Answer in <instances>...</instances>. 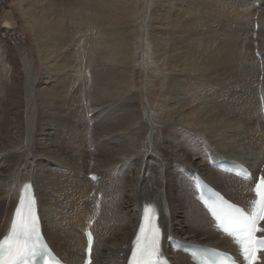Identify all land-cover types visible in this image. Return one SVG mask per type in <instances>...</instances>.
Wrapping results in <instances>:
<instances>
[{
    "label": "bare ground",
    "instance_id": "1",
    "mask_svg": "<svg viewBox=\"0 0 264 264\" xmlns=\"http://www.w3.org/2000/svg\"><path fill=\"white\" fill-rule=\"evenodd\" d=\"M259 1L264 2V0ZM4 2L5 0H0V20L3 22L0 27L9 31L13 23L10 14L4 11ZM224 2L227 4V0L154 1L152 11H149L146 17L145 27L147 39L151 43L155 58L154 65L165 73L167 82L164 85L165 92L161 94V96L167 97L161 101L158 115L170 117L176 113H184L183 107L188 104L186 101L178 104L176 108H169L168 104L171 99L168 98L173 96L170 90L174 87L189 86L191 84L190 79H194L192 77H200L196 83L198 89L195 90L198 91L200 97L198 98L199 101H196H209V106H197L195 104L192 106L193 111L189 113L190 118L188 120L183 119L182 124L173 123L163 126L161 134L164 139L161 151L165 157L153 158L150 154L151 156L141 158L140 161L139 158H136V152L139 151V144L145 143L147 139L148 123L144 122L145 117L142 110L131 108L133 104L131 89L134 82L129 70L130 67H133L132 62L135 55L137 0H20V7L33 31L41 56L55 59L56 55L59 57L61 55L63 62L61 67L63 69L69 68L70 71H74V68L78 67L77 69L81 70V73L84 71V73L82 75L70 73L67 77L66 74H62L61 77L54 73L56 71L47 70L45 76L41 80H37L35 78L36 69L30 62L26 50L20 47L19 52L27 75L25 83L22 84L23 80L17 71L16 63L8 59H1L0 194H4L6 198L10 196V200L7 202L2 200L3 198L0 196V236L5 234L8 229L22 184L30 182L37 198L41 228L50 245L64 261L68 263L80 261L82 258L80 251L85 238L83 234L74 235L76 232L74 233L75 230L72 231L73 228L67 230L66 233L63 232V228L57 223L56 214L53 213L56 211V201L49 196L54 187L67 191L69 188L65 187L75 186V188L78 187L77 195L83 197L85 196V188L79 187V181L69 182L68 179L60 180L61 182L54 186L53 183L55 182L51 180L52 178L40 174L37 165L42 164V162L48 164L54 160L53 165L71 167L70 170L83 168L84 161L76 160L71 149L64 159L60 160V163H58L59 161L55 162L58 155L53 153L54 150L48 149V146L54 147L51 137L56 124H73L71 126L74 127L69 131L73 139L77 135L76 132L82 131L80 128L84 129L87 124L93 123L95 129L100 130L99 136L105 143L101 147L108 157L106 156L105 160H101L97 164L100 171H88V176L90 173L96 175L105 173L108 175H104L109 178L110 174L106 173L109 171L107 164L116 160L117 157L113 154V150L122 145L125 148V158L127 157L126 162L123 163V168L130 173V177L125 182L127 184V188H125L127 201H124L125 204L120 210L122 219L120 221L115 219V214L111 210L113 203H107L104 208L101 206L100 212L98 211L96 214L95 218L98 220H93L95 240L91 264H125L133 244L142 209L147 205L158 216L162 251L171 258L174 264L190 263H188L185 255L173 252L167 246V239L170 236L187 242L206 243L215 246L228 245L225 238L219 237L210 229L205 212L194 200L191 188L186 187L185 190L180 188L182 187V179L179 180L174 175L170 176L173 178H170L165 183L166 186L163 185L161 189H154L150 186L151 184L146 183L152 166L158 167L160 171L161 167L166 166L168 157H171V159L177 160L180 171H184V173L197 171L204 176L207 182L214 185L233 201L240 202L243 200L241 181L211 168L204 152L190 151L194 137L204 134L202 131L205 129H229L227 127H232V124L221 122L228 114H232L236 118L239 116V119H255L260 114L253 112L262 108L261 103L264 102V100L260 101V97L258 101L251 99L254 92L258 90L261 81L259 80L260 72L251 70V66H249L250 64L253 66L254 63L263 64L264 42L257 43V46L254 44L255 41L253 44L245 45L238 43V46L234 48L225 46L227 41L232 43L234 41L233 38L228 37L230 36L228 31L231 27V21L238 25L237 16L246 19L250 12L241 13L237 8L236 16L233 17V13L230 12L227 5L223 4ZM239 16L238 18H240ZM252 23L254 22L252 21ZM246 27H250V25L243 26V28ZM251 28L254 30L255 25H252ZM217 29L225 31V33H220L222 37L218 36V38L217 35L213 37V34L218 32ZM258 30L264 34V21H261ZM208 34L211 36L209 37ZM79 35H84L85 42L89 45L78 39V48L74 51L68 50L69 42L73 40L74 36ZM257 54L263 55L261 56L262 63L255 57L251 58V55L256 56ZM69 56H72L73 60L67 59ZM234 61L239 64V68L233 66ZM212 72L224 73L223 75H227L226 77L240 81L241 87H244V95L240 96L243 98L242 100L239 99L242 102L240 105H238V101H235V98L214 99L222 96L221 94L218 95L219 92L217 95L211 94L212 96L205 94L211 77L207 78L209 81L202 77L204 74H212ZM255 81L256 85H254ZM194 83L192 86L195 85ZM238 92L233 93V97L234 94L238 97V94L240 95ZM76 93L88 97V101L93 100L94 106H99L100 110L98 109L99 111L90 117L88 112L91 109L84 112L86 114L76 108L63 109L62 105L65 104L64 98L67 94ZM51 104L54 105V109L48 110ZM238 107H241V113L237 112ZM256 124H249L250 127L245 126L247 129L249 127L250 130V134L246 136L248 137L246 143L245 140L243 142L238 141L240 137L234 139L237 141H229L232 142L231 145L241 146L243 149L248 146L249 148L246 149L249 150H245L246 152L242 154L240 151L242 148H238L239 150L233 148L234 153L237 152L236 158H227L247 164L255 177L259 172L264 173L261 170L264 163L263 152L257 149V151L260 150L259 153L261 152L259 155L255 150L257 147L254 148L252 145L254 141H257L254 135H259L258 132L261 131L263 133L264 127L261 124L259 128ZM253 132L255 133L253 134ZM34 133L39 136V142L34 141ZM259 136L257 137L259 138ZM189 137L190 139H188ZM219 139L218 137L216 140L219 141ZM180 140L184 144H180ZM258 140L260 144H264V137H260ZM34 142V146L43 144L42 146L47 147L45 154L40 156L33 154L32 145ZM136 147H138L137 150ZM231 147L224 153L233 151ZM210 152L211 158H213L212 155L215 158L219 157L217 153L211 150ZM134 153L136 154L134 155ZM132 156L134 157L132 158ZM250 160L253 163H249ZM101 178L92 181L88 177L85 183L106 194L109 186L105 184L104 180L101 181ZM62 210V220H65L67 208ZM79 214L84 215L81 210ZM55 219L57 220L55 221ZM69 223L72 222L69 221ZM260 264H264V257Z\"/></svg>",
    "mask_w": 264,
    "mask_h": 264
},
{
    "label": "rangeland",
    "instance_id": "2",
    "mask_svg": "<svg viewBox=\"0 0 264 264\" xmlns=\"http://www.w3.org/2000/svg\"><path fill=\"white\" fill-rule=\"evenodd\" d=\"M154 1L155 0H137V10H136V15H135L136 16V22H135L136 40L134 42V44H135L134 45V54L135 55H134V60L132 62L133 67H130V69H129L131 76H132V80L134 82V86L131 89L132 90L131 91L132 92V103H133L131 108H133L134 110H139V109L142 110L143 115L145 117L144 122L148 123V129L146 132L147 139H146L145 143L139 144L140 148L136 147V150H137V148L139 149V151L136 152L137 154L134 153V155L136 154V158H139V160L141 158H144V157L146 158L150 154L153 156V158H164L165 156L162 155V151H161L163 149V139H164L163 135L161 134L162 127L165 126L166 124H173V123L176 125L182 124L184 122V120H188L190 118L189 113H191L193 111L192 106H194L195 104L197 106H204V105L209 106V101H204L205 103L204 102H197V101H199L198 98L200 96H198V91H195V90L198 89L196 83L198 82V80H200L199 79L200 77H198V78L192 77L194 79H190V83H191L190 85L191 86L190 85L189 86L180 85V86L174 87L172 90H170V92H172L173 96H175V97L171 96L172 98L171 97L168 98V99H171L169 104H168L169 108H174V107L176 108L178 104H180L181 102L185 103V101H186V103H188V104L183 107L184 113H182V114L176 113V115L174 114L170 117H163V116L158 115L161 101L167 97V96L166 97L161 96V94L165 92L164 91L165 90L164 85H166L167 82H166V76L164 75L165 73L162 72L160 69H157L156 68L157 66L154 65L155 64L154 63L155 58H154L153 53H152L151 43L147 39V29L145 27L146 17L148 15L149 11H152V7L154 6ZM233 1H235V2H233ZM233 1L227 0V4H226V2L223 3L224 5H227L230 8V12L233 13L232 14L233 17L236 16L235 11L237 8H238V10H240L241 13L246 14L247 11H248V13L249 12L250 13L246 17V19L243 17L241 18L238 15L241 18V20H240V18H238V16H237L236 22H238V25H237V23H235V22L232 23V21H231V23H230L231 27H230V29L228 28L229 29L228 32L230 33V36H228V37L233 38L235 43H234V41H233V43L231 41L230 42L227 41V43L224 45L234 48V47L238 46V43L239 44L243 43V45H245L248 43L253 44V42L255 41L254 44H255V46H257V43L264 42V34H262L258 30V28L260 27L261 21H264V2H261L259 0L258 1L245 0V1H241V2L238 0H233ZM237 2H238V4H237ZM233 4H235V5H233ZM3 7L5 9L4 11H6L8 14H10L13 25H12V28L9 29V31H5L4 28L0 27V61H1V59H8V60L14 61L16 63L17 71H18V73H20V76L23 80L22 84L25 83L27 75H26V71H25V67L23 64V59H22L21 53L19 52L20 47H22L26 50V53L30 59V62L32 63L33 67L36 69L35 78L37 80L38 79L41 80L43 78V76H45L44 74H45V72H47V70H50V71L52 70L53 72L56 71L54 73L58 76L60 75L61 77H62V74H66V77H67L70 73H75V74L78 73L81 75L84 73V71H82L83 73H81V70L77 69L78 67L74 68L76 70V71L74 70L75 72L70 71L69 68L63 69V67H61L63 65V62L61 61V55H60V57L58 55H56L54 57L55 59H52L53 57H50L51 58L50 59V58H45V57L41 56V53L39 52V49H38L39 47L37 46V43H36L34 35H33V31H32V29H31L25 15L23 14V11L20 7V0H5ZM232 10H234V11H232ZM238 19H239V21H238ZM252 21L254 23H252ZM239 22H241V23H239ZM2 23H3L2 20H0V25ZM244 25H248V26L250 25V27L243 28ZM252 25H255L254 30H252V28H251ZM227 27H229V26H227ZM232 28H234V29H232ZM217 31H218L217 33H219V34H217L215 32L216 34L214 33L213 37H216V35H217V37L218 36L222 37L221 34L225 33V31H222V30L217 29ZM79 36H74L73 40L70 41L71 43L69 42V46L67 47L68 50L74 51L78 48V46H79L78 39L83 40V42L86 41V38L84 35H82V36L79 35ZM208 36H209V34H208ZM210 36H211V34H210ZM253 37L256 39H254ZM85 43H87V42H85ZM229 43H231V44H229ZM234 44H236V45H234ZM86 45H89V44L87 43ZM260 50H262V49L260 48ZM262 51H264V50H262ZM260 53H261V51H260ZM261 56H263V55L262 54H260V55L257 54L256 56L251 55V58L255 57L260 61V63H262ZM85 57L87 58V55ZM67 59L73 60V57L69 56ZM54 62H56L55 65H53ZM235 62L236 61H234L233 66L239 68V64L235 63ZM254 62L255 61L253 60V63ZM249 66H251L252 68L254 67L253 69L250 67L251 70L260 72L259 80L261 81V83L258 85L259 92H258V90L256 92H254V95L251 97V99L253 101L254 100L258 101L259 97H260V101L264 100V62H263V64H260V65L257 63H254L253 66H252V64H250ZM223 74L224 73H220V72L219 73L218 72L217 73L212 72V74L211 73L204 74V76H206V77L203 76L202 77L203 79L204 78L207 79L208 77L209 78L211 77L210 79L208 78L210 80V82L205 89L206 90L205 94L212 96L213 94L217 95L219 92L218 95L221 94L222 96L216 97L214 99L227 100L228 97L232 98V99L235 98L236 100L235 99L234 100L236 102L238 101V105H240L242 102H240L239 99L242 100V98H243V97L241 98L240 96L244 95V93H243L244 87H241L240 81H238V79L233 80L229 77H226L227 75H223ZM212 76H214V77L212 78ZM213 79H214V81H213ZM182 80H183V78H182ZM215 80H217V81L215 82ZM193 82H195L194 83L195 87L192 86ZM255 83H256V81L254 82V85H256ZM223 86H225V87H223ZM224 89H226V90H224ZM167 92H168V90H167ZM235 92L240 93V95L238 94V97H237V95L234 94V97H233L232 94ZM68 95L69 94H67V96H66L64 94V97L66 96L65 97L66 99L63 97L64 103H65V104L63 103L64 105H62L63 109L64 108L65 109L76 108L79 111H81L82 113H84L86 111L88 112L91 109V111L88 112L89 113L88 115L90 117L93 116V113L100 110L99 106L98 107L94 106L93 100L88 101V97H83V95H81L80 93H76V94L69 95V96ZM198 103H200V104H198ZM263 104H264V102L261 103L262 108H258L257 110H255L253 112L254 114H260V115H258L260 118L257 116L255 119L252 118L251 120L250 119L247 120L246 118L239 119L240 118L239 116H237V118H236V116L234 117V116H232V114H228L227 117L222 119L223 121H221V122L223 124L224 123L230 124V125L232 124L231 125L232 127L229 126V127H227L229 129H222V130H221V128L220 129L217 128V129H213V130H206L205 129L204 131H202L204 134H199L196 137H194L190 151L192 150L193 152H203V151H201L202 146H206V147H208L209 150H211L214 153H217L220 157L223 156L226 158H236L237 152L234 153L235 151L233 150V148H235V149H238V148L241 149L242 148L240 151H242V154H244L246 151L249 150V149H246V148H249L248 146L243 149V147H241V146L236 147L234 145H231L232 142H229V141H237L234 139L236 137H238V138L240 137L238 139V141L240 140V142L241 141L243 142L245 140L244 142L246 143L248 141V137H246V136L250 134V130H249L250 125H255L257 123L256 124L257 127H259L261 124L264 127V117H263L264 116V105ZM53 106L54 105L51 104V107L49 106L48 110H53L54 109ZM236 110L238 113H241V107H238ZM261 112H262V115H261ZM84 114H86V113H84ZM243 121L244 122L249 121V122L247 124V122L244 123ZM144 122H142V123H144ZM259 122H260V124H259ZM61 124H63V123L56 124V127H55L54 132H53L52 137H51V139H52L51 141L54 144V147L49 145L48 149L50 148V149L54 150L53 153H55V155L56 154L58 155V157H56L57 159H55V162L59 161L58 163L61 162L60 160L64 159L65 155L68 154L67 152L71 149V152L73 154H75V156H73V157L76 160L81 161V162L84 161L83 168L78 169L75 166H72L73 168L75 167L78 170H76V169L70 170L71 167L70 168H68L66 166H58L57 167L56 165L52 164L54 162V160H53L48 164H47V162H42V164H38L37 169H39L38 170L39 173L42 174L43 176H46L50 179L52 178L51 180L55 182V183H53V184H55L54 186H57L56 184H58V182H61L62 180H66V179H68L69 182L74 181V180L79 181L80 182L79 187L85 188V196H83L85 198L77 195L78 187L75 188V186L74 187L67 186V187H65V188H69V190H67V191H62V190H59L58 187H54L55 191L53 190V192L50 193L49 197H51V199H54L56 201V204H55L56 211H54L53 213L56 214L58 220L55 219V221L57 220V223L63 228V232L66 233L67 230H69L72 226L71 223H69V221L73 222V224L78 223L79 218H80L79 216H81V217L83 216V214H79L80 210L84 214L85 213L87 215L89 214L91 219L95 221V220H98L95 218V216L98 213V211L100 212V210L102 208L101 206H103V208H104V205H106L107 203H111V204L113 203V207H112L113 209H111V210L115 214V219L120 221L122 219V213L120 210H121L122 206L125 204L124 201H127V196H125V194H126L125 188H127V184L125 182L130 177V173H128L126 170H124L125 168H123V165H124L123 163H125L127 160V157L125 158L124 146L122 147V145H121V146H119V148H116L115 150H113V154L117 158L115 161L112 160L113 163L108 162V164H107V167L109 168L108 170L110 172L108 171L106 173H109L110 177L107 178L105 175H108V174H105V173H104L105 175L103 173H102V175L99 174L100 177H102L101 181L104 180L105 184L109 186V189L106 192V194L101 193L94 186L88 185L85 183V180L86 181L88 180V173L87 172L88 171H91V172L100 171L97 167V164L100 163L101 160H105V158L108 157V155L105 153V150L101 147L105 143H104V140L99 136L100 130L97 131L95 129V127L93 126V123H89L85 126L84 129L80 128V130H82L81 131L82 133L80 131L76 132L75 134H77V135H75V137L72 139V137L69 134V131L71 130L72 127H74V126H71L73 124H71V125H68V124L61 125ZM246 125L249 126V127L247 126L248 129L245 128ZM4 126L6 127V125H4ZM245 130H246V133H245ZM262 130H263V133H262V131L258 132V134L262 135V136H259L256 134H255L256 136L254 135V137H256L255 140H257L258 142L256 141L257 142L256 143L254 141L253 142L254 144H252V145L254 148L257 147L255 149L256 151H257V149H260L261 152H263V154H264V145L260 144V141L258 140L260 137L261 138L264 137V128ZM255 132H257V131H255ZM255 132H253V134ZM32 133H31V138H32ZM95 133H97V134H95ZM243 133H245V134L243 135ZM257 136H259V138ZM38 137L39 136L36 135V133H34L33 139L35 142H39ZM190 137L188 139H190ZM218 137L220 138L219 141L216 140ZM242 138H243V140H241ZM35 142L32 145L33 146L32 147L33 154H36L39 156L42 154H45V150L47 149V147L42 146L43 144L42 145L36 144V146H34ZM181 142H180V144H184V142H182V143ZM210 142L212 144H209ZM258 144H260L261 146ZM229 146L230 147L232 146L231 149L233 151H230L229 153L228 152L224 153V152L229 150V148H230ZM175 149H177V147H175ZM260 150H258L257 152L259 153ZM261 152L259 153V155H261ZM263 154H262V156L264 157ZM133 157L134 156H132V158ZM168 158L169 159H168V161H166V164H165L166 166L161 167L162 169L160 171H159L158 167L152 166V168L149 172L148 178H146V183L148 182L149 183L148 185L151 184L150 186L154 189L155 188L161 189V187L163 185H165V183L168 182L170 178L171 179L173 178L170 176L174 175L175 177L179 178V180L182 179V181H181L182 187H180V188L182 190L187 189L189 187L187 185V180H185L182 176V172H184V171L181 172L179 170L178 162H176L177 160L171 159V157H168ZM250 161H249V163H253L252 161L251 162ZM263 166H264V163H263ZM263 166H261V170L264 171ZM79 170H80V172H79ZM56 181H57V183H56ZM141 183H142V181L140 182V184ZM82 185H83V187H82ZM183 186H184V188H183ZM0 196H2V198H3L2 200H5L7 202L10 200V196L7 198L4 194H0ZM93 203H94V205H93ZM94 206H95V209H91V208H94ZM76 207H77V209H76ZM64 208H67V215H65L66 219L62 220V215H63L62 209H64ZM70 219H72V220H70ZM94 221H93V225H94ZM96 226H97V224H96ZM94 228H95V225L93 226V230H94ZM74 230L75 229L73 228L72 231H74ZM74 233H75L74 235H82V233L80 234L76 230L74 231Z\"/></svg>",
    "mask_w": 264,
    "mask_h": 264
},
{
    "label": "snow or ice",
    "instance_id": "3",
    "mask_svg": "<svg viewBox=\"0 0 264 264\" xmlns=\"http://www.w3.org/2000/svg\"><path fill=\"white\" fill-rule=\"evenodd\" d=\"M260 186L264 187V179H262ZM261 195L262 197H264V193H261ZM31 207L32 202L29 200V216L24 217V219L22 220V223L19 226V230L16 233L17 236L30 237L31 232H34L36 230V220L34 218H30ZM245 219L248 226V236L252 237L253 226L257 224V220L255 217ZM259 219L261 222H264V215H261ZM141 230H143V228H141ZM256 231L264 232V228H256ZM254 243L264 244V239L252 238L245 245L246 249H251L252 260L256 261L258 251L262 250L252 247ZM3 248V243L0 242V264H25L28 259H34L37 255V248L35 245L28 246L27 244H25L23 246L16 247L14 251L10 247L8 250V258H5L2 255ZM89 250H91V237L89 238ZM157 250L158 249L156 246L155 238L151 242L145 244L140 251V260L142 264H155L154 257ZM133 255H136L135 251L133 252Z\"/></svg>",
    "mask_w": 264,
    "mask_h": 264
}]
</instances>
